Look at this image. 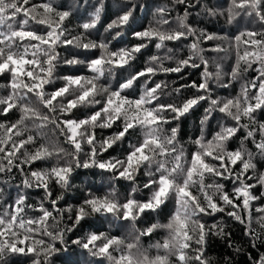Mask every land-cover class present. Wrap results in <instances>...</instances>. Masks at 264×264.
Segmentation results:
<instances>
[{"label":"snow or ice","instance_id":"snow-or-ice-1","mask_svg":"<svg viewBox=\"0 0 264 264\" xmlns=\"http://www.w3.org/2000/svg\"><path fill=\"white\" fill-rule=\"evenodd\" d=\"M171 3L184 6L183 15L176 17V27H165L170 25L169 19L165 18L169 15L168 8H158L159 19L155 25L131 33L137 43L113 51L110 44L112 41L118 42L123 36V28L129 24L136 10L134 0H128L130 6H126L122 14L107 24L106 32L116 30L109 40L92 39L90 32L96 29L101 20L103 0H99L90 20L79 25L82 31L75 36L65 26L71 12L59 9L56 0H45L31 6L30 0H0V75L7 74L10 77L7 85L3 86L8 94L0 95V116L7 117L13 109L20 113L15 122H0V183L7 184L18 172L22 176L23 188L43 189L44 198L50 200L52 208L49 210L43 202L38 206L28 204L27 195L21 193L14 202L8 204L5 211L0 212V264H9L12 255L30 254L33 256L32 264H53L54 257L64 250L63 247H57V242L66 247L65 234L86 217L112 214L134 225L142 214L157 211L171 197L175 198L176 210L169 222L153 224L140 233L149 235L157 228L166 229L168 237L164 243L155 245L157 249L165 251L164 255L153 258L143 255L142 259L134 260L131 250L136 247L139 237L136 243L125 245V241L119 237L93 233L84 240L77 239L72 243L93 257L106 259L109 264H173L170 257H175L174 264H211L205 256L207 238L209 235L224 236L225 233L222 226H208L203 217L217 213H226L228 217L244 224L246 235L253 239L262 238L252 228L251 204L264 198V192L260 196L255 195L253 189L256 184L247 182L253 179L247 173L256 169V153L246 148L243 140L240 148L234 151L228 150L227 143L244 129L246 135L243 139H251L257 153L264 157V122L258 121L255 115L258 110L264 111V39L256 38L258 35L264 36V33L246 31L236 37V64L227 74L230 76L228 83H222L224 73L220 65L216 64L215 72L209 71V61L203 55L205 49L200 46L202 40H217L220 37L202 30L198 33L187 23L190 9L195 6L192 0H171ZM208 12L216 14L211 9ZM241 14H255L264 23V0H230L228 22H233ZM40 26L44 31H39ZM245 35L248 39L243 43L247 47L241 53L239 42ZM188 37H194L189 45V54L177 60L175 67L164 66L165 60L173 59L171 55H154L142 70L128 72L126 76L116 79L118 70L131 68L137 55L153 41L157 49H162L166 47V42L181 41ZM61 46H71L85 52L98 49L99 54L86 57L85 60L77 56L64 59L63 63L67 65L85 64L90 75L59 77L64 81L63 86L48 92L45 86L57 79L55 71L61 62L57 48ZM223 50L219 45L211 49L214 52ZM167 51L172 53L173 49L168 48ZM253 64L259 65L255 69L258 75L243 84L237 96L224 100L212 98L213 80L221 83L222 87H228L242 72L251 69ZM201 65V82L192 81L190 85H181L172 90L179 94L185 87L195 89V94L179 103L162 102L168 87L164 81L148 86L151 78L158 73H180L184 68H200ZM141 78H145L143 91L138 97L129 95L136 91ZM113 79H116L115 86L111 84ZM101 80L107 82L101 83ZM252 89H256V92L249 95ZM32 96L47 109L46 113L33 106ZM201 102L209 104L201 125L208 121L213 111L224 114L235 123L232 126L222 125L210 141L205 142L201 135L195 141L197 151L192 153L190 163L185 167L181 163L184 159L183 149L178 148V126L168 132L164 125L178 121ZM96 105L99 108L90 115L82 119L71 118L74 109ZM118 121L120 130L100 141L98 150L95 130L111 128ZM49 125L54 126L51 129L53 134L58 131L65 143L72 146L71 152L54 142L37 144L38 139L46 138L44 129ZM137 127L141 129L143 139L129 146L130 150L124 159H97L100 152L107 151L125 139ZM83 144L89 145L90 151L84 152ZM28 146H33V150L29 151ZM81 153L85 158H81ZM54 156L56 162L50 168L32 170L31 165L35 162L46 161ZM25 166H28L27 171ZM93 166L113 172L116 179L133 182L140 169L144 168L148 179L143 187L150 191V197L140 201L130 194L125 202L120 203L115 191L104 197L91 196L75 210L74 217L69 216L71 227H61L62 221L57 216L64 210L57 207V201L63 199V195L52 198L50 182L54 180L61 189H67L70 186L69 178L76 168ZM208 175L230 180L233 185L231 190L215 179L206 184L205 177ZM256 179L264 187V173ZM17 188L19 190L20 186ZM135 191L133 188L132 192ZM26 209H33L38 215L27 216ZM67 211L72 212V209ZM256 211L260 213L257 222L264 232V205ZM49 220L53 223L49 224ZM37 235L49 239H36ZM125 247L127 251L123 250ZM113 252H119L120 255L114 256ZM254 264H264V255Z\"/></svg>","mask_w":264,"mask_h":264},{"label":"trees","instance_id":"trees-1","mask_svg":"<svg viewBox=\"0 0 264 264\" xmlns=\"http://www.w3.org/2000/svg\"><path fill=\"white\" fill-rule=\"evenodd\" d=\"M42 2H45V0H30L29 6ZM134 2L137 7L129 24L123 28V36L119 38L118 42L112 41L110 44V49L113 51L120 47L137 43V41L133 39L131 33L133 31H140L150 25H155L156 20L159 19V14L157 12L158 8L164 6L168 8L169 15L165 18L169 19L170 25H165V27H176V17L183 15L184 12V6H175L171 3V0H134ZM192 2L195 6L190 9L187 23L197 29L198 33L202 30L207 34H215L220 37V39L217 40H202L200 46L205 49L203 55L209 61V71L215 72L216 64H219L224 73L221 82L228 83L230 76L227 74L231 72L236 64V37L246 31L264 33V23H262L255 14L251 16L241 14L237 16L233 22L229 23L227 19V9L230 5V0H199V2H197V0H192ZM98 4L99 0H56V6L59 9L69 10L71 12V15L65 21V26L72 36L78 35L82 31L79 25L90 20ZM103 4L104 7L101 13V20L97 24L96 29L90 30L92 39H111V36L115 34L116 30H113L111 33L106 32L105 29L107 24L113 19H116L118 15L122 14L126 6H130L128 0H103ZM209 9L213 10L216 14H209ZM39 31H44L42 26L39 27ZM256 38L264 39V36L258 35ZM193 39L194 37H188L181 41L166 42V47L162 49H157L155 47L156 42L153 41L137 55V59L132 62L131 68L126 67L125 70H118L116 79L126 76L128 72L142 70L149 64L150 57L154 55L160 57L171 55L173 59L165 60L164 66L175 67L177 60L188 56L189 45L192 43ZM246 39H248V37L245 35L239 42V50L241 53L244 51L245 47H247V45L243 43ZM217 45L224 50L219 52L211 51V49L215 48ZM168 48H172L173 52L168 53ZM57 51L60 53L61 62L55 71L57 79L54 83L45 86V90L48 92L63 86L64 81L59 79V77L66 75H90L85 64L67 65L63 63L64 59H71L73 56H77L78 59L85 60L86 57L91 58L99 54L98 49L85 52L83 49H77L71 46L58 47ZM257 67H259L258 64H253L251 69L247 72H242L241 76L230 83L228 87H222L221 83H217L213 80L211 82L212 98L224 100L225 98L237 96L243 84L257 77L258 73L255 70ZM202 71L203 65H201L200 68H184L180 73H158L151 78L148 86H152L155 82L164 81L167 83L168 87L165 90L166 94L162 97V102L179 103L183 99L195 94V89L185 87L181 89L179 94L172 90L180 88L181 85H190L192 81H196L197 83L201 82ZM9 79L10 77L7 74L0 75V95L8 94V90L3 86L7 85ZM116 79L111 80L113 86H115ZM144 80L145 78H141L136 87V91L130 92L129 95L138 97L143 91ZM100 82L106 83L107 81L101 80ZM255 92L256 89H252L249 95H253ZM97 98L103 99L102 97ZM31 99L33 106L37 107L42 112H47V109H45L34 96H32ZM208 107V102H201L178 121H172L170 124L164 125L165 130L168 132H170L172 127L178 126V148L183 149L184 159H182L181 163L184 164L185 167L190 163L192 153L197 151L198 146L195 141L200 138L201 135H203L205 142L210 141L215 133L220 131L222 125L232 126L235 123L224 114L213 111L208 121L204 125H201V120L205 115V109ZM98 108L99 105L81 107L74 109L70 115L73 119H82ZM19 115V111L13 109L7 117L0 116V122H4L5 120L15 122V120L19 118ZM255 115L258 121L264 122V111L258 110ZM53 127L54 126L49 125L48 128L44 129L47 136L44 139H38L37 144L54 142L71 152L73 150L72 146L65 143L64 137L61 136L58 131L53 134L51 131ZM120 128L121 125L118 121L111 128L96 129L97 149L99 150L100 141L119 131ZM202 128L203 133L201 132ZM245 135V130L241 129L237 135L227 143V148L228 150L234 151L240 148L241 141L243 140L244 146L253 153H256L254 157L256 169L255 171L249 170L247 173V175L252 176L253 179L247 182L256 184L253 193L260 196L261 193L264 192V187H261L257 183L256 178L261 173H264V157H261L257 153L251 139H243ZM142 139V131L137 127L135 131H131L125 139L118 141L107 151L100 152L97 159L99 161L124 159L130 150L129 146L140 142ZM256 139H259L258 135ZM28 147L29 151L33 150V146ZM82 147L84 152L90 151L89 145L83 144ZM81 158H85L83 153H81ZM55 162L56 157L54 156L46 161L35 162L31 165V168L32 170L50 168ZM61 163H63V161H61ZM238 167L239 165H237V168ZM25 170H28V166H25ZM147 179L148 177L145 175L144 168L140 169L134 182L123 178L116 179L114 178L113 172L95 166L89 168H76L69 178L70 186L67 189H61L54 180L49 184L53 194L52 198L59 197L61 194L63 195V199L57 201V207L64 211L61 215L57 216V219L62 221L61 227H71L72 220L69 219V216L74 217L75 210L83 204L86 198H90L91 196L104 197L113 191H115L116 199L120 203L125 202L130 194L137 200L145 201L150 197V191L143 187ZM214 179L216 182L224 184L227 190H231L233 185L230 180L214 178L208 175L205 177V183H212ZM17 186H20L19 190ZM0 188L3 189V192L0 193V212L5 211L8 204L14 202L17 195L21 193L27 195L28 199L26 203L38 206L39 203L43 202L45 207L52 210L50 200L44 198L45 193L43 189L23 188L22 176L18 172H15L13 179L7 184L0 183ZM133 188L136 189L135 193L132 192ZM193 191L195 192V189H193ZM262 205H264V198L254 201L251 204L252 228L255 232L261 234V239H253L251 236L246 235V226L228 217L226 213H217L213 216L203 217V221L208 226L213 224L222 226L225 233L224 236L209 235L207 238L208 242L205 246V256L211 264H254V261H258L260 256L264 255V232H262L261 225L257 222L260 213L256 211V209ZM69 208L72 209V212L67 211ZM175 210V198L171 197L166 204L162 205L157 211H146L142 214L135 221L134 225L133 222L117 219L112 214H94L88 216L76 225L72 231L65 234L66 247L57 242V247H63L64 250L54 257L53 264H109L106 259L93 257L86 250L72 243V241L77 239L84 240L89 234L93 233H104L109 237H119L125 241V245L127 243H136L137 237H139V242L136 244V247L131 250L134 260L142 259L143 255H147L149 258H153L156 255H164L165 251L162 248L157 249L155 245L157 243H164L165 239L168 237V231L166 229L157 228L149 235H140V233L153 224H167ZM26 212L27 216L30 217L38 215L33 209H26ZM53 214L56 215V212L54 211ZM242 215L246 214L242 213ZM52 223L53 221L49 220V224ZM41 238L46 241L49 239L48 237L36 236V239ZM253 245H255V247H253ZM123 250L127 251L126 247ZM113 255L118 257L120 253L113 252ZM32 260L33 256L31 254L27 256L12 255L9 257V264H32ZM170 261L174 264L175 257H170Z\"/></svg>","mask_w":264,"mask_h":264}]
</instances>
